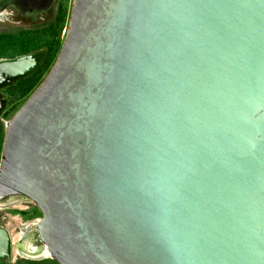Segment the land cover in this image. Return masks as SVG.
Masks as SVG:
<instances>
[{
	"label": "water",
	"instance_id": "water-1",
	"mask_svg": "<svg viewBox=\"0 0 264 264\" xmlns=\"http://www.w3.org/2000/svg\"><path fill=\"white\" fill-rule=\"evenodd\" d=\"M45 54L0 58V90ZM16 196L57 264H264V0H71L5 122Z\"/></svg>",
	"mask_w": 264,
	"mask_h": 264
},
{
	"label": "flooded vegetation",
	"instance_id": "flooded-vegetation-1",
	"mask_svg": "<svg viewBox=\"0 0 264 264\" xmlns=\"http://www.w3.org/2000/svg\"><path fill=\"white\" fill-rule=\"evenodd\" d=\"M63 2L64 0H0V24L10 25L11 27L9 28V30L13 31V33L0 32V35L18 34L20 31H32L37 35L42 34V36L47 40V38H50V29L52 27V24L56 20L62 19L63 24L60 27L59 32L56 34H53V39L51 40V42L47 43V45L44 44L42 47L38 48L35 51L29 52V53H32V52H37L40 49H45L46 54L42 61L43 63L45 61L47 54L50 51L51 46L58 45V49H57V52H58L60 45H61L58 35L60 31L62 30V28L64 29L63 32L65 33V28L67 25L64 24L65 19H64V13L62 9H65V6L63 5L64 4ZM6 28L8 29V27ZM14 32H18V33H14ZM57 52H56V55H57ZM24 54H28V53H24ZM18 55H22V54H18ZM12 57L14 56H10V57L2 56L0 58H12ZM42 63L37 67L36 70L40 68ZM15 198L16 200L18 199L26 200L21 196H16ZM5 199L6 197L0 199V201H4ZM36 217L37 218H33V220H29L26 223L24 222V224H28V225L24 227V231H22L21 229L22 233L20 234L19 240H17L19 251H16L15 254H13L14 252H11L10 255H18L20 257H23V255L30 256V257H27V256L23 257L21 259V260L24 259L23 261L50 259L48 257L42 256V255H45V253L40 248L41 243L39 242L36 231L33 229L31 225L32 223H34L36 220L40 218V215ZM20 220L22 222L21 218ZM33 247H35V249ZM4 259L5 258H0V264H6L4 262ZM14 264H17V262H14Z\"/></svg>",
	"mask_w": 264,
	"mask_h": 264
},
{
	"label": "rangeland",
	"instance_id": "rangeland-1",
	"mask_svg": "<svg viewBox=\"0 0 264 264\" xmlns=\"http://www.w3.org/2000/svg\"><path fill=\"white\" fill-rule=\"evenodd\" d=\"M63 3L62 4L65 6V9H62V11L64 13V19H65L64 24L67 25L71 0H64ZM62 24H63L62 19L56 20L52 24V27L50 29V38H47V40H46L42 36L41 39L39 40V43L43 44V45L44 44L47 45V43L51 42V40L53 39V34H56L59 32V29L62 26ZM6 27H8V29ZM10 27L11 26L8 24L7 25L0 24V32L13 33V31L9 30ZM1 28H3V29H1ZM63 30L64 29L62 28V30L60 31V33L58 35L60 43L62 42V39L64 36ZM14 33H18V32H14ZM24 40H27V39H24ZM0 42H2V43H0V52H4V54H3L4 57H10V56L14 55L26 43L23 40L21 42L19 40H15L11 44L9 43L7 45L4 41L3 36H0ZM8 46H9V48H8ZM54 58H56V54H55ZM54 58L52 59L50 66L53 64V62L55 60ZM46 72H48V71H45V73L38 80V82L30 89V91L28 93H26L24 95H21V93L18 92V90H20L22 86H20L21 84L17 85V81L15 83L11 84L10 86L0 90V99L5 104L4 109L0 113V152H1V142L3 139L4 131H5L6 120H8L13 115V113L24 102V100L30 95V93L39 85V83L42 81V79L46 75ZM27 201L28 200H19V199L16 201L9 202V203H7V201H5V200L0 201V225H3V226L8 225L7 226L8 230L12 233V235L19 236L22 233L20 224H22V223L24 224V222L26 223L29 220H33V218H37L36 216L40 215L37 208L34 205H31L33 203H31L30 201H28V202ZM13 218L18 219L20 221V223L18 220L16 221ZM20 218L22 219V222H21ZM14 242L17 243V238L15 239V241H13V245H14ZM23 257H25V256L23 255ZM23 257H20L18 255H12L9 258H5L4 262L6 264H14V262L23 261L24 259L21 260ZM33 262L35 264H57V263H55L54 260H51V259H41V260H35V261L33 260Z\"/></svg>",
	"mask_w": 264,
	"mask_h": 264
},
{
	"label": "trees",
	"instance_id": "trees-1",
	"mask_svg": "<svg viewBox=\"0 0 264 264\" xmlns=\"http://www.w3.org/2000/svg\"><path fill=\"white\" fill-rule=\"evenodd\" d=\"M4 37V41L5 43L8 45L9 43L11 44L12 42H14L15 40H19L20 42L23 40L24 42H26L20 50H18L14 55H18V54H24V53H29L31 51H35L38 48L42 47L43 44L39 43V40L42 37V34H35L32 31H20L18 34H4V35H0ZM38 37V38H37ZM27 39V40H24ZM2 43V42H0ZM10 46V45H9ZM8 46V48H9ZM58 49V45L56 46H51L50 47V51L47 54L45 61L42 63V65L40 66V68L38 70H36L33 74L29 75L28 77H26L25 79L19 80L17 81V85L21 84L20 86L21 89L18 90V92L21 93V95H24L26 93H28L30 91V89L38 82V80L43 76V74L45 73V71L48 70L52 59L54 58L56 52ZM4 54V52H0V57H2ZM4 57V56H3ZM17 264H35L33 261H19L17 262Z\"/></svg>",
	"mask_w": 264,
	"mask_h": 264
},
{
	"label": "bare ground",
	"instance_id": "bare-ground-1",
	"mask_svg": "<svg viewBox=\"0 0 264 264\" xmlns=\"http://www.w3.org/2000/svg\"><path fill=\"white\" fill-rule=\"evenodd\" d=\"M14 219V218H13ZM14 220H18V219H14ZM13 220V221H14ZM19 221V220H18ZM19 223H20V221H19ZM26 225H28V224H20V226H21V229H22V231H24V227L26 226ZM8 226V225H7ZM8 228V227H7ZM12 228V227H11ZM10 229V228H9ZM19 237H20V235L19 236H17V235H12V241H15V239L17 238V240L19 239ZM15 245H16V242H14V248H13V254H15V252L17 251V249H16V247H15Z\"/></svg>",
	"mask_w": 264,
	"mask_h": 264
}]
</instances>
